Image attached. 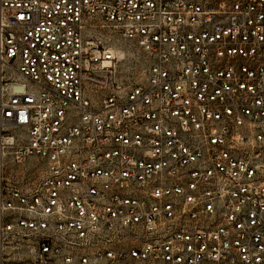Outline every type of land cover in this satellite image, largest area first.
Instances as JSON below:
<instances>
[{
    "label": "built area",
    "instance_id": "built-area-1",
    "mask_svg": "<svg viewBox=\"0 0 264 264\" xmlns=\"http://www.w3.org/2000/svg\"><path fill=\"white\" fill-rule=\"evenodd\" d=\"M0 73V264H264V0H0Z\"/></svg>",
    "mask_w": 264,
    "mask_h": 264
},
{
    "label": "rangeland",
    "instance_id": "rangeland-1",
    "mask_svg": "<svg viewBox=\"0 0 264 264\" xmlns=\"http://www.w3.org/2000/svg\"><path fill=\"white\" fill-rule=\"evenodd\" d=\"M90 26L88 29L89 35H99L109 42L113 47L122 48L125 52V59L120 62L121 69L125 70L128 62L135 57L136 49L127 40L122 38V36L117 33L114 29L102 26V21L99 18L93 17L90 21ZM2 74L6 76L8 69L4 66ZM120 70L121 72H123ZM0 73V86L4 83V78H2ZM38 164V160L35 157L26 159L22 164H15L9 154L5 158L4 176L6 180L17 182L19 184H27L31 180H36L40 175L42 169H45V164H41L39 168L34 167ZM26 166V167H25ZM28 166V167H27ZM25 168H29L27 171Z\"/></svg>",
    "mask_w": 264,
    "mask_h": 264
},
{
    "label": "bare ground",
    "instance_id": "bare-ground-1",
    "mask_svg": "<svg viewBox=\"0 0 264 264\" xmlns=\"http://www.w3.org/2000/svg\"><path fill=\"white\" fill-rule=\"evenodd\" d=\"M110 49L112 52L116 53L121 60L125 59V52L122 48L111 46Z\"/></svg>",
    "mask_w": 264,
    "mask_h": 264
}]
</instances>
